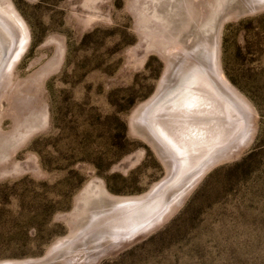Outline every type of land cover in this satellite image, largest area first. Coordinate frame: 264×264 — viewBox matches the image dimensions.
Returning <instances> with one entry per match:
<instances>
[{
  "label": "rangeland",
  "instance_id": "rangeland-1",
  "mask_svg": "<svg viewBox=\"0 0 264 264\" xmlns=\"http://www.w3.org/2000/svg\"><path fill=\"white\" fill-rule=\"evenodd\" d=\"M244 1L0 0L26 40L0 76V264H264V0ZM195 39L250 110L197 176L132 127L152 104L164 146L167 58Z\"/></svg>",
  "mask_w": 264,
  "mask_h": 264
},
{
  "label": "bare ground",
  "instance_id": "bare-ground-1",
  "mask_svg": "<svg viewBox=\"0 0 264 264\" xmlns=\"http://www.w3.org/2000/svg\"><path fill=\"white\" fill-rule=\"evenodd\" d=\"M22 33L14 17L0 8V35L2 40L6 42V45L10 44L8 42L11 41L12 34L16 35L18 39L19 37L22 38L24 41ZM25 41L22 42V44H18V41H15L14 49H11V52L9 51L10 53H8V56H6L7 58L4 59L0 66V76L6 68H13L24 49ZM216 49L217 44H215L214 47L208 46L203 49L202 52L199 48L189 52L182 51L181 58L177 59V61H181L182 64H180V62V67L176 66L178 68L174 71L175 73L173 72L174 68L170 71L173 75H171V73L168 75L161 88L163 93L170 87V91H168L171 92L170 96L164 100L167 101L165 103L163 102L162 106L153 110L154 112L151 117L155 135L164 141V146L158 145L160 151L164 155L171 156V153L168 152L166 147L169 145L171 148L175 149L185 169L186 165L187 168L191 170L196 168L194 172L196 176L201 175L210 163L222 157L224 153L226 155L230 153V150H228L229 148L227 150H220L219 146L222 145L232 133L234 128L233 125L235 124V116L237 114H247L250 116L249 107L222 76L217 63ZM18 50H20L21 53ZM17 52L20 54L17 55ZM203 61H205V63ZM176 65H178V62H176ZM201 66L206 68V74L204 75L200 72L202 71L200 70ZM185 68L188 69L187 73L185 72ZM183 72L186 73L184 74L185 76H183L185 79L183 80L182 77L180 83H176V80L181 77ZM162 93H159L152 103L157 101V98ZM159 98L161 99V97ZM151 106L152 104L145 105L146 111L142 113L139 119L141 123L147 120V110H149ZM249 131L250 130H248L247 133ZM248 137H250L248 134L245 138L242 137L243 140L239 143L240 145L237 146V150L241 149L242 143H244ZM150 197L151 195L145 199ZM143 198H141V200L139 198L133 201L131 200L129 204L132 206L142 201ZM145 199L143 201H145ZM163 217L164 216L154 220L151 223L152 225L147 226L143 232H146Z\"/></svg>",
  "mask_w": 264,
  "mask_h": 264
},
{
  "label": "water",
  "instance_id": "water-1",
  "mask_svg": "<svg viewBox=\"0 0 264 264\" xmlns=\"http://www.w3.org/2000/svg\"><path fill=\"white\" fill-rule=\"evenodd\" d=\"M240 2H241V4H242V6L239 8V10H237V11H235V12H233V13H226V14H223L221 18H223V19H227V18H240V17L243 16L244 14H246V13H248V12H251V11H255V10H257V8L261 7L259 4H256V5L249 4L248 2H246V1H244V0H243V1L240 0ZM262 5L264 6V4H262ZM221 20H222V19H221ZM15 41H16V37H15V35L12 34L11 41L8 42V43H10V44L7 43L8 45H6V42L2 40L1 35H0V66L2 65L4 59L7 58L6 56H8V53L11 52V49H14ZM216 41H217V42L215 43V41H214L213 44H217V49H216V50H217V63H218V40H216ZM194 43H195L196 45H198V48L200 49L201 52L203 51V49L207 48L208 45H209V46H213V44H212V45H211V44L203 45V43H196V39H195ZM194 43H193V44H194ZM17 46H18V45H17ZM21 47H22V46H21ZM19 48H20V47H19ZM9 51H10V52H9ZM18 51L21 53L20 50H18ZM19 52H17V55L20 54ZM15 60H16V58H15ZM172 61H173V60H172L170 57L167 58V63L169 64V66H168V68H169V69H168L169 74H168V75H170V73H171L170 71H171ZM203 62L205 63V61H203ZM14 63H15V62H14ZM204 66H205V64H204ZM200 70H202V71H200V72H201L203 75L206 74V68H203V66H201V69H200ZM168 75H167L166 77H168ZM132 127H135L136 129L142 130V132L144 131L145 136H147L148 140L152 143V145L154 146V148L156 149V151H157V152L163 157V159L165 160L166 164H167V165H169V164L172 165V164H173L172 160L168 159L167 157H165V155L162 154V152H161L160 149H159L158 144H157L156 141L154 140L153 135L151 134V132H150L148 129H145L143 123H141V122L138 120V118H136V117L133 118ZM248 140H249V139H247V141H245L244 143H242L241 148H242L243 146H245V145L248 143ZM235 153H236V152H235ZM235 153H232V154H235ZM230 155H231V154H230ZM230 155L225 156V157H220L219 159L214 160V162L210 163L209 166H207V167L204 169V171L207 170L208 168H210L211 166H213L214 164H216L217 162H219V161H221V160H223V159H226V158L229 157ZM171 162H172V163H171ZM204 171H203V172H204ZM155 225H156V224H155ZM155 225H154V226H155ZM154 226H152L151 228H153ZM151 228H150V229H151ZM150 229H148L147 231H149Z\"/></svg>",
  "mask_w": 264,
  "mask_h": 264
}]
</instances>
